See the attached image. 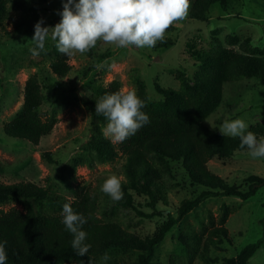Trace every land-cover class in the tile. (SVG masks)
<instances>
[{
    "label": "rangeland",
    "instance_id": "1",
    "mask_svg": "<svg viewBox=\"0 0 264 264\" xmlns=\"http://www.w3.org/2000/svg\"><path fill=\"white\" fill-rule=\"evenodd\" d=\"M34 3L37 4L35 11L11 7L9 17L0 21V182H34L67 198H73L69 185L84 187L107 201L110 218L117 219L127 230L143 238L152 236L165 217L148 219L135 210L120 206L100 191L103 182L111 175L125 180V158L119 157L113 163L92 161V165L89 164L84 148L92 139L93 126L84 99L92 96L94 82L108 86L117 80L121 84V92H127L136 89L133 83L136 77L144 81L152 100L162 99L155 88L156 83L164 88L179 89L178 76L184 73L193 78L199 69L187 53L189 41L195 40L200 49L212 50L221 44L244 52L241 43L243 46L249 39L246 49L261 54L264 51V0H228L226 7L216 3L211 6L206 21L190 18V4L187 17L170 26L164 41H158L151 49L131 45L121 48L101 40L88 52H74L70 58L56 50L51 35L44 51L38 56L32 55V29L39 21L36 19L43 18V26L53 27L61 19L57 12L62 10L61 0H34ZM17 23L22 24L20 30H17ZM230 37H237L240 43L231 45ZM62 57L72 67L64 78L55 75L51 69V64ZM101 64L104 67H98ZM34 74L38 75L45 96L41 113L50 115L55 111L58 116L52 133L37 146L8 137L3 129L4 124L22 109L25 83ZM253 84L256 87H251ZM237 118L244 119L249 128L264 126L262 79L253 77L226 83L221 105L205 120V124L220 133L218 128L225 119ZM46 152L51 159L42 156ZM208 168L229 185L241 186L244 190H248L245 181L249 177L257 176L264 180V157L253 158L248 151L236 152L227 159L214 158L208 163ZM168 175L165 176L167 197L170 210L176 216L183 203L195 200L204 189L193 188ZM135 201L146 215L153 212L147 197L136 196ZM223 206L230 210L225 226L230 232L231 243L225 242L211 251V257L218 260L214 264H223L224 258L236 257L247 245L264 239L263 182L248 200L224 196L203 202L167 235L156 249L154 260L163 264H204L199 257H189L182 251L178 236L188 225L198 231L202 222H208L210 213L218 220ZM10 208L21 209V206L13 203L2 207L3 210ZM249 264H264V243Z\"/></svg>",
    "mask_w": 264,
    "mask_h": 264
},
{
    "label": "trees",
    "instance_id": "2",
    "mask_svg": "<svg viewBox=\"0 0 264 264\" xmlns=\"http://www.w3.org/2000/svg\"><path fill=\"white\" fill-rule=\"evenodd\" d=\"M227 2L190 0V18L206 21L212 5L220 3L226 7ZM36 5L34 0H0V21L9 17L11 7L35 11ZM36 20H40L39 17ZM21 26L17 23V30ZM249 41L247 39L243 46L241 43L244 52L221 44L205 50L198 48L195 40L189 41L187 53L199 69L193 78L181 73L178 76L179 89L164 88L156 83L155 88L162 96L160 100H152L144 81L133 78L135 91L146 104L143 111L149 115L150 122L122 143L104 138L101 129L106 120L95 113L96 100L106 93L121 91L120 82L114 80L108 86L94 82L92 96L84 99L93 126L92 139L84 148L90 159L88 162L91 165L92 161L104 164L113 163L119 157L125 158V180L121 181L124 195L117 203L148 219L165 217L152 236L143 238L127 230L117 219L110 218L107 201L84 187L69 185L73 198H67L34 182H0V241L7 242V264H78V261L101 264L105 253L110 257L105 264H163L154 260L156 249L188 213L210 198L226 196L245 201L254 196L264 180L249 177L245 181L248 190H244L241 186L229 185L209 170L208 163L212 159H227L236 152L248 150L239 147V138L224 137L205 124L221 105L226 83L253 77L264 81V51L261 54L249 51L246 49ZM230 42L236 45L240 40L230 37ZM47 45L46 41L45 47ZM66 60L62 57L51 64L52 72L60 78L71 72L72 67ZM44 99L39 77L34 74L25 83L22 109L4 124L5 135L35 146L49 136L58 123V116L55 111L50 115L41 113ZM248 130L258 138L264 137V126H252ZM42 156L51 159L48 152ZM167 174L193 188L204 189L195 200L183 203L176 216L169 207L165 186ZM136 196L147 197L148 206L153 209L150 215L139 210ZM66 202L87 217L83 226L88 234L86 243L91 245L87 256H76L71 247L73 237L61 223L62 206ZM13 203L19 204L21 209H2ZM229 214V208L223 206L218 220L210 213L208 222H202L198 231L188 225L178 236L182 251L189 257H199L204 264L217 263L218 260L211 257V251L225 242L231 243L230 232L225 226ZM263 243L264 239H261L247 245L236 257L224 258L223 264H249Z\"/></svg>",
    "mask_w": 264,
    "mask_h": 264
},
{
    "label": "clouds",
    "instance_id": "3",
    "mask_svg": "<svg viewBox=\"0 0 264 264\" xmlns=\"http://www.w3.org/2000/svg\"><path fill=\"white\" fill-rule=\"evenodd\" d=\"M62 10L57 14L60 21L53 27L44 25L41 18L34 25L30 49L38 56L45 49V43L51 35L56 50L70 58L74 52L86 53L97 45L98 41L114 44L117 47L135 46L137 48L155 47L163 42L166 31L175 22L183 21L189 12L190 0H61ZM98 67H104L103 64ZM146 107L135 90L106 93L96 100L95 113L102 115L106 125L101 129L105 139L113 143H122L135 135L150 122L149 115L143 111ZM219 132L224 137L239 138V147L247 148L253 157H264V137L248 130V123L242 119H225ZM100 191L118 202L123 198L121 179L117 175L108 177ZM64 228L72 235L71 247L76 256H87L91 245L86 243L87 232L83 226L87 217L77 213L70 203L62 206ZM6 241H0V264H7ZM110 257L107 253L101 257L105 264ZM84 264V261H78Z\"/></svg>",
    "mask_w": 264,
    "mask_h": 264
}]
</instances>
